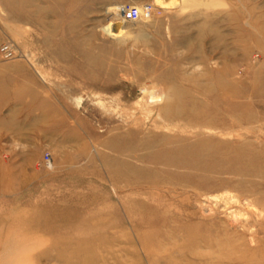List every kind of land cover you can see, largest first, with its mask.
<instances>
[{
	"label": "rangeland",
	"instance_id": "1",
	"mask_svg": "<svg viewBox=\"0 0 264 264\" xmlns=\"http://www.w3.org/2000/svg\"><path fill=\"white\" fill-rule=\"evenodd\" d=\"M173 1L0 0V264H264V0Z\"/></svg>",
	"mask_w": 264,
	"mask_h": 264
},
{
	"label": "built area",
	"instance_id": "2",
	"mask_svg": "<svg viewBox=\"0 0 264 264\" xmlns=\"http://www.w3.org/2000/svg\"><path fill=\"white\" fill-rule=\"evenodd\" d=\"M122 13L125 20L129 22H138L141 20L150 19L155 11V6L151 2H146L143 5V10L140 11L137 5H128L122 7ZM0 56L6 58H15L17 56V49L15 45L9 42L2 43L0 45ZM44 163L47 167H51V155L49 152L45 154Z\"/></svg>",
	"mask_w": 264,
	"mask_h": 264
},
{
	"label": "bare ground",
	"instance_id": "3",
	"mask_svg": "<svg viewBox=\"0 0 264 264\" xmlns=\"http://www.w3.org/2000/svg\"><path fill=\"white\" fill-rule=\"evenodd\" d=\"M173 2H174L173 0H157V7L159 9L169 8L170 6L173 5ZM122 7L123 6H120V8H119L118 15H117L118 17L117 18H114V16H113V19H115L116 21H118V23H116L114 25V27L108 28L105 31V33L108 34L109 36H111L112 38H120V37H123L125 35V30H123L121 28V25L122 24H125L126 25V22H128V21L125 20L124 17H123V13L121 11L122 10ZM138 8L140 9V11L143 10V7H138ZM144 92H146L149 95L148 102H149V105L150 106H154V105H157V104L163 102V100L165 98V95H164L163 92L162 93H157V92L152 91L150 89L148 91L146 89H144Z\"/></svg>",
	"mask_w": 264,
	"mask_h": 264
}]
</instances>
